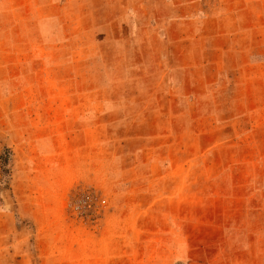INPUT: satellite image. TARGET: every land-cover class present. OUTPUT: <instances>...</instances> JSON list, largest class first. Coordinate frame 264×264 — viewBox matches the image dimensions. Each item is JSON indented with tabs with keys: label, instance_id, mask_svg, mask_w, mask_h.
I'll use <instances>...</instances> for the list:
<instances>
[{
	"label": "rangeland",
	"instance_id": "rangeland-1",
	"mask_svg": "<svg viewBox=\"0 0 264 264\" xmlns=\"http://www.w3.org/2000/svg\"><path fill=\"white\" fill-rule=\"evenodd\" d=\"M1 155L0 264H264V0H0Z\"/></svg>",
	"mask_w": 264,
	"mask_h": 264
},
{
	"label": "trees",
	"instance_id": "trees-1",
	"mask_svg": "<svg viewBox=\"0 0 264 264\" xmlns=\"http://www.w3.org/2000/svg\"><path fill=\"white\" fill-rule=\"evenodd\" d=\"M0 159H1V165L4 166V164L7 162V158L5 156L1 155ZM3 171H6V170H3Z\"/></svg>",
	"mask_w": 264,
	"mask_h": 264
}]
</instances>
